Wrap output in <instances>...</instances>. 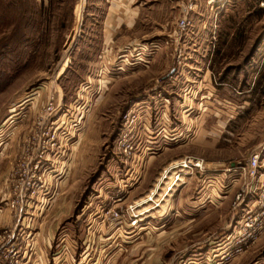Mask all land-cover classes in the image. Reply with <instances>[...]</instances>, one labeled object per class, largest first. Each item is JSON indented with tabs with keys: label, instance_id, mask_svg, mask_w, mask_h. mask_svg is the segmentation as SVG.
<instances>
[{
	"label": "rangeland",
	"instance_id": "rangeland-1",
	"mask_svg": "<svg viewBox=\"0 0 264 264\" xmlns=\"http://www.w3.org/2000/svg\"><path fill=\"white\" fill-rule=\"evenodd\" d=\"M9 1L18 13L10 11L2 19L11 25L0 29V45L10 42L11 46L19 39L21 29L15 32L14 26L23 19L20 14L26 18L29 13L28 20H32L33 7L41 20H36L40 23L37 47L23 53L15 68L0 65L10 77L0 90V215L11 219L0 223V264H10L12 248L19 251V264L40 256L36 248L47 235L53 242L62 236L58 245L52 244L51 252L59 249L67 257L93 256L95 242L102 244L97 255L115 258L110 264H264V230L246 248L230 243L240 237L236 227L244 223L257 198L256 193L243 194L242 204L233 206L241 186L247 184L245 178L238 188L228 186L225 179L216 180L218 185L210 178L208 182L192 179L184 194L179 196L190 184L167 201L179 210L170 221L181 225L175 233L160 237L153 233L141 239L143 234L123 225L107 227L101 217L116 194L121 193L116 199L122 206L141 197L129 188L140 175L134 166L140 155L139 129L150 118L144 114L154 112L161 122L171 114L173 124L184 129L191 119L193 124L197 119L204 126L214 125L221 137L219 145L236 150L241 159L259 144L264 148V65L255 87L249 89L246 83L247 67L264 56V9L259 0H136L134 6L143 5L139 14L109 11L106 0H1ZM26 8H30L28 13ZM184 18L193 25L181 33L177 24ZM190 50L214 51L201 61L213 66L216 80L224 76V66L243 67L238 80L228 77L235 90L213 93L229 97L232 105L200 106L183 100L189 97L191 79L184 72L177 79L178 66L191 64L194 57L185 53ZM172 68L177 72L170 78ZM157 94L159 100H154ZM165 97L171 105H165ZM48 103L57 113L42 122L38 117ZM210 112L217 113L216 117ZM126 113L129 126L124 124ZM41 129L50 131V136L55 133L53 141L60 143L61 158L56 159L53 151L40 170L46 179L51 175L38 188L48 194L41 198L26 193L17 202L15 187L21 175L33 168L24 161L26 141ZM130 130L134 133L129 140L134 149L131 154L120 144ZM34 144L36 139L31 140L32 149ZM259 172L264 173V167ZM151 178L150 174L146 177L142 191L148 190ZM151 220L142 225L150 227ZM31 225L36 228L30 229ZM187 228L190 231L185 234ZM95 229L98 236L92 235ZM89 236H95L93 248L86 249ZM123 239L127 243L120 245Z\"/></svg>",
	"mask_w": 264,
	"mask_h": 264
},
{
	"label": "crops",
	"instance_id": "crops-1",
	"mask_svg": "<svg viewBox=\"0 0 264 264\" xmlns=\"http://www.w3.org/2000/svg\"><path fill=\"white\" fill-rule=\"evenodd\" d=\"M106 2L109 3L108 9L109 11L114 10V9H120L125 11V13H128V10H131V13H137L139 14L140 10L143 9V5L136 4L134 6L133 4L136 2V0H106ZM133 10L135 12H133ZM108 11V12H109ZM126 18H128V15L126 14ZM106 20L104 21L103 25V30L105 33L106 30ZM108 39L105 37V40ZM214 51H194L190 50L187 54L189 57H194L199 59V61H196L194 58L192 59L190 65H187L186 67H179L178 74L179 76L177 79L182 78L186 73L187 76L191 79V86L188 89L189 90V97H185L183 100L187 102L188 104H193V105H200V106H207V105H219V104H231L233 100L230 99L229 97L226 96H217L214 95L213 93H216V89H232L235 90L234 87L230 85L229 82V76L232 77V80H238L239 79V71L242 70L243 67L239 69V67L235 66L232 67V65L229 66H224L223 70L224 71V76L222 78L216 80L212 71H213V66H209V62H203L201 59H206V53L207 56L210 58L212 57ZM254 65L256 67H254ZM254 65H249L247 67L250 77L247 80V88L252 89L253 86L255 87V81L257 79V76L259 75L260 72V67L264 65V56L262 57V60H259L254 62ZM187 68V69H184ZM251 71V72H250ZM177 70L172 68L169 73L168 77H174L176 76ZM184 72V73H183ZM244 73V71L242 70ZM202 76H201V75ZM239 74V75H238ZM235 75V76H234ZM198 79H202L198 80ZM264 83V82H263ZM261 86H264L261 84ZM193 90H199V93H195ZM196 91V92H197ZM214 95V96H211ZM161 96V95H160ZM155 99L154 100H159L158 94L154 95ZM162 97V96H161ZM169 100V101H166ZM181 100V98H180ZM250 100V99H249ZM141 102H144L143 100ZM163 102L165 105H171L170 99L169 98H164ZM247 102L243 101V104H246ZM93 105H91L90 109L92 110ZM215 109V108H213ZM153 110V109H152ZM91 113V112H90ZM145 113V112H144ZM212 113V117H216L217 113L215 112H210ZM238 114V113H237ZM150 118L147 121L148 125L145 123L141 125V128L139 131L141 132L138 136V149H140V155H139V160L136 162L134 168L137 169V172L139 171L140 175L138 179L134 182L131 183L129 190H131V193L133 194H138L139 192L142 194H145L154 184L156 179L159 176V173L162 169V166L167 164L169 161L181 158L180 156H187V155H197L200 157H203L207 161L205 165V171L199 172L194 176L191 180L192 182L196 181L199 179V181L204 180L206 182L211 181L208 180L213 179L215 180V185H218L216 180H222L225 179L228 186H232L234 188L237 186L239 187V182L241 181V178L243 179V175L239 171V168L245 167L248 163L249 155L251 153L258 152L259 154H264V148L262 149L261 144L260 146L257 147L255 146L254 149H252L249 153V155H245L243 159L238 156L237 151L234 149H227L222 147L220 144L221 137L216 134V128L214 125H205L204 122L199 121L197 119L196 123L193 124L194 120L191 119L189 120L190 124L187 123L188 128L184 129V127L179 126V125H174L173 124V116L171 114L170 117H168L167 121L163 120L161 122L159 116H157L154 112H151L150 114H144V116H149ZM200 117V116H199ZM215 121V120H214ZM178 124V123H176ZM179 126V127H178ZM215 133V134H214ZM223 140V138H222ZM225 151L226 153H222ZM209 161V162H208ZM209 166V167H207ZM152 172V173H150ZM150 174V180L149 183H147L145 188H148L146 191H142L143 185L145 183L146 177ZM223 181V180H222ZM191 182V183H192ZM126 184V183H125ZM130 183L127 181V186ZM221 184V183H219ZM191 186V184L184 189L180 194H184L187 189ZM144 193H142V192ZM203 195H206L202 193ZM60 192L58 190L57 194L55 195L54 202L57 201L59 198ZM139 196V195H138ZM178 196V197H179ZM215 196V195H214ZM217 199L223 197H218V195L215 196ZM130 199V198H129ZM211 203L215 202L212 199H210ZM171 202L167 203L166 207H162L159 210H155L151 215L152 220L150 221L151 226H145L141 225L137 230L138 234H143L141 236V239H143L146 236H149L150 234L152 235L153 233H157V236L160 237L164 234H171L175 233L176 229H179L181 225H177L171 221L172 217H176L179 215V210L174 209L170 207ZM3 206V205H2ZM1 208V207H0ZM47 211L44 210L42 214H45ZM15 215L14 214V220L15 221ZM7 217V218H6ZM6 218V219H5ZM12 218V217H11ZM6 221L9 222L11 221L10 217L7 215H4L1 213L0 215V223L1 221ZM13 221V223H14ZM184 227V226H183ZM36 228L33 225L30 226V229ZM92 228V226H91ZM42 229V228H41ZM41 229L39 232H41ZM185 229V228H184ZM90 230V228L88 229ZM151 230V231H150ZM108 233L107 235L109 236L110 230L107 229ZM133 231V232H135ZM190 229L187 228V230L184 231L189 232ZM44 233V230L42 231ZM99 231H96V229L93 231V235L97 234ZM49 235L47 237L41 239V243L39 245V248H36V253H40V256H36L31 260H28L26 264H110L111 260H114L115 258H107L102 255H97L98 252H102L100 250V247L103 246L102 244L96 243V246L94 247V254L93 256H89L87 254L86 256H81L78 255L77 258L74 257H67L66 255H60V250L56 249L55 252H51V248L53 245H58V243L61 241V237L57 239L56 242H53V238H49ZM98 236V234H97ZM100 237V236H99ZM169 236L168 238H170ZM95 238V236H94ZM98 238V237H97ZM38 239V238H37ZM51 242V243H50ZM54 243V244H53ZM92 241L88 240L87 244H85L86 249L90 247L93 248L92 245H90ZM108 243H110L108 241ZM122 243H127L126 240H120L119 244L121 245ZM53 244V245H52ZM113 244V242L111 243ZM205 243L200 244L201 247ZM99 248V251H98ZM104 248V246H103ZM52 256V257H49Z\"/></svg>",
	"mask_w": 264,
	"mask_h": 264
},
{
	"label": "built area",
	"instance_id": "built-area-1",
	"mask_svg": "<svg viewBox=\"0 0 264 264\" xmlns=\"http://www.w3.org/2000/svg\"><path fill=\"white\" fill-rule=\"evenodd\" d=\"M196 6V5H195ZM260 8L264 9V0H259ZM196 8V7H195ZM192 10V9H189ZM192 20L186 18L178 21V31L185 32L189 28H192ZM56 108L48 103L41 111L38 119L44 120L52 119L56 116ZM54 115V116H53ZM129 113L124 114V124L129 122ZM53 116V117H52ZM136 117L133 116V119ZM137 120V119H135ZM131 121V120H130ZM63 123V122H62ZM42 124V123H41ZM52 124V123H51ZM42 126V125H41ZM127 126H129L127 124ZM57 129V128H56ZM55 129V130H56ZM58 131V130H57ZM50 131L40 130V134L36 137H28L26 141V152L24 161L27 166H33L32 170L27 173H23L19 179L18 186L15 187L14 200L20 201L26 193L29 195L42 196L48 194L45 188L39 191L38 188H42L41 184L46 181L51 175L43 177L40 170L44 166L43 162L49 160L50 154L55 151L56 159L60 157V143L54 142V134L50 136ZM134 135L133 130L125 132L121 138V147L129 154L134 149L129 143V140ZM36 139L34 149L31 148V140ZM45 156V158H43ZM261 167H264V155L255 153L252 155L245 167L239 168V171L247 181L246 186H241L240 192L236 194L233 202V206H240L242 204L243 194L256 193V201L253 208L246 212L244 223L239 225L236 230L240 237H233L230 243H234L236 247L246 248L247 245H251L264 230V173H260ZM205 171V161L201 158L185 156L170 161L161 171L154 182L153 186L140 198L131 201L130 203L122 206L119 199H116V194L111 198V207L103 213L102 221L108 227L123 225L126 229L137 230L142 223H147L149 219H152L151 215L155 210L161 209L167 201L178 195L180 191L186 188L191 179L199 172ZM55 177H57V169ZM54 175V174H53ZM44 181H43V180ZM256 186V188H255ZM263 224L261 227L260 225ZM93 235V234H92ZM1 237V236H0ZM93 236H89V241H92ZM2 241V238H0ZM92 243H90L91 245ZM12 261L10 264H19L18 256L19 251L14 248L11 249ZM23 264H26L25 262Z\"/></svg>",
	"mask_w": 264,
	"mask_h": 264
},
{
	"label": "trees",
	"instance_id": "trees-1",
	"mask_svg": "<svg viewBox=\"0 0 264 264\" xmlns=\"http://www.w3.org/2000/svg\"><path fill=\"white\" fill-rule=\"evenodd\" d=\"M15 6L12 2L4 3L0 0V29L10 26L6 24V20H2L6 18L10 11L13 15L15 12ZM21 10V9H19ZM30 8H26V12L28 13ZM14 12V13H13ZM33 7L31 8L32 20H28L29 13L27 14L26 18L23 14H20L23 17L22 20H19L18 24H15L14 31L17 32L21 29L19 33V39L13 40L12 45L10 46V42L6 43L5 45H0V65L5 63L9 68H15L16 65L19 63L20 56L23 53H26L32 47H37L38 41L37 40V33L40 32V23L36 20H41L40 17H36L33 13ZM34 34L35 37L34 38ZM15 65V66H14ZM14 66V67H13ZM1 69V68H0ZM10 81L9 74L5 71L0 70V90Z\"/></svg>",
	"mask_w": 264,
	"mask_h": 264
},
{
	"label": "bare ground",
	"instance_id": "bare-ground-1",
	"mask_svg": "<svg viewBox=\"0 0 264 264\" xmlns=\"http://www.w3.org/2000/svg\"><path fill=\"white\" fill-rule=\"evenodd\" d=\"M153 215V214H152Z\"/></svg>",
	"mask_w": 264,
	"mask_h": 264
}]
</instances>
